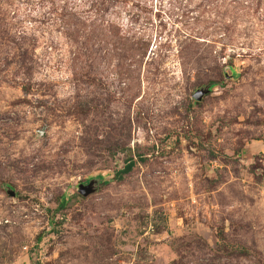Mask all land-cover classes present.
Here are the masks:
<instances>
[{"label":"rangeland","instance_id":"rangeland-1","mask_svg":"<svg viewBox=\"0 0 264 264\" xmlns=\"http://www.w3.org/2000/svg\"><path fill=\"white\" fill-rule=\"evenodd\" d=\"M0 264H264V0H0Z\"/></svg>","mask_w":264,"mask_h":264},{"label":"water","instance_id":"water-1","mask_svg":"<svg viewBox=\"0 0 264 264\" xmlns=\"http://www.w3.org/2000/svg\"><path fill=\"white\" fill-rule=\"evenodd\" d=\"M198 97V94H195ZM100 182V177L95 179H88L86 182L77 185V191L81 195L93 192L96 189L97 183Z\"/></svg>","mask_w":264,"mask_h":264},{"label":"trees","instance_id":"trees-1","mask_svg":"<svg viewBox=\"0 0 264 264\" xmlns=\"http://www.w3.org/2000/svg\"><path fill=\"white\" fill-rule=\"evenodd\" d=\"M132 165H133L132 161L129 160L126 164H124V166L121 169L115 171L114 177L120 179L121 175L127 173L131 169Z\"/></svg>","mask_w":264,"mask_h":264},{"label":"built area","instance_id":"built-area-1","mask_svg":"<svg viewBox=\"0 0 264 264\" xmlns=\"http://www.w3.org/2000/svg\"><path fill=\"white\" fill-rule=\"evenodd\" d=\"M39 133H41V131Z\"/></svg>","mask_w":264,"mask_h":264}]
</instances>
